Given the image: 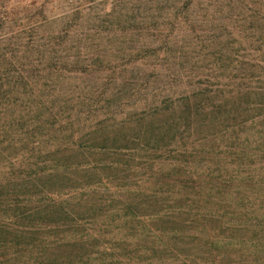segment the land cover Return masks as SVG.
<instances>
[{
	"label": "trees",
	"instance_id": "1",
	"mask_svg": "<svg viewBox=\"0 0 264 264\" xmlns=\"http://www.w3.org/2000/svg\"><path fill=\"white\" fill-rule=\"evenodd\" d=\"M230 3L208 55L0 38V264H264V0Z\"/></svg>",
	"mask_w": 264,
	"mask_h": 264
},
{
	"label": "rangeland",
	"instance_id": "2",
	"mask_svg": "<svg viewBox=\"0 0 264 264\" xmlns=\"http://www.w3.org/2000/svg\"><path fill=\"white\" fill-rule=\"evenodd\" d=\"M239 6L230 0H0V38L25 42L32 28L33 44L52 39L81 47L87 60L79 69L91 58L117 63L149 57L164 44L208 55L213 42L237 38ZM68 47L59 55L67 57Z\"/></svg>",
	"mask_w": 264,
	"mask_h": 264
}]
</instances>
